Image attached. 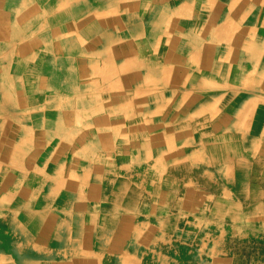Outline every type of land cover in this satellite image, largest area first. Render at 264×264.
I'll use <instances>...</instances> for the list:
<instances>
[{
  "label": "crops",
  "instance_id": "obj_1",
  "mask_svg": "<svg viewBox=\"0 0 264 264\" xmlns=\"http://www.w3.org/2000/svg\"><path fill=\"white\" fill-rule=\"evenodd\" d=\"M6 9L0 264H146L124 231L106 234L101 199L116 208L139 180L196 187L167 174L185 166L206 167L216 211L264 236V0H0V26ZM113 159L144 172L118 175ZM77 183L71 242L63 199Z\"/></svg>",
  "mask_w": 264,
  "mask_h": 264
},
{
  "label": "rangeland",
  "instance_id": "obj_2",
  "mask_svg": "<svg viewBox=\"0 0 264 264\" xmlns=\"http://www.w3.org/2000/svg\"><path fill=\"white\" fill-rule=\"evenodd\" d=\"M8 12L9 9H6L5 14L1 13L0 30L7 24L5 20L8 19ZM24 24L30 27V22ZM22 28L26 27L23 25ZM44 28L47 26L41 22L35 30ZM19 36L16 38L18 39ZM15 40L12 38L3 54L8 56L7 53H9L14 56ZM20 40H30V36L22 37ZM0 160H5L3 154L0 155ZM113 160L117 162L113 169L118 175L133 173L138 176L144 172L145 167H127L120 165V159ZM205 168L204 166H185L167 173L169 175L175 173L179 178L195 176L200 180L196 182V187L193 183L182 180L177 183H168L167 188L165 187L166 189L159 193L158 185L160 187L161 183L139 180L135 182L133 188L129 189L130 197L124 196L127 193L126 188L121 189L123 193H119L117 201L119 206L116 208L110 207L109 198L103 197L101 212L95 216L99 218V223H106L108 228L105 231L106 234L120 237L119 231H124L125 236H128L129 246L125 245L121 248H134L135 254L141 257L147 255L146 264H212L213 261L214 264H221L218 259L222 256L229 258V264H264V236L248 233L244 229L245 225L236 220L232 221L230 215L225 216V208L222 206L219 205V210L216 211L218 199L205 196L206 193L217 189L216 185L201 176L205 174ZM248 168L250 172L252 170L251 176L254 177L257 176L261 166L247 167L246 170ZM215 170H217L216 167ZM82 184L77 183L74 188L72 185L69 196L63 199L71 208L64 219V227L69 231L67 238L71 242H74V238L82 236L81 231L77 232L75 229L78 220L84 222V215L74 214L72 209L77 206L80 210L81 205H84L81 204L86 199L81 193L84 188ZM121 184V182H106L110 192ZM233 188L237 186L234 185ZM126 204L130 206L129 210L125 209ZM126 223L132 230L125 229ZM150 242L151 244L148 245ZM163 259L165 260L162 261Z\"/></svg>",
  "mask_w": 264,
  "mask_h": 264
}]
</instances>
